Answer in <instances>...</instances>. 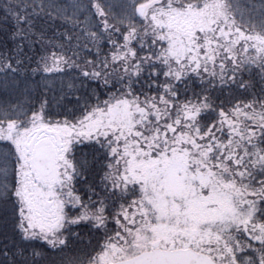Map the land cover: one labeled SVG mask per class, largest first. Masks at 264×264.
Returning <instances> with one entry per match:
<instances>
[{
  "label": "trees",
  "instance_id": "16d2710c",
  "mask_svg": "<svg viewBox=\"0 0 264 264\" xmlns=\"http://www.w3.org/2000/svg\"><path fill=\"white\" fill-rule=\"evenodd\" d=\"M204 1L0 0V131L78 132L69 138L56 239L24 227L20 161L0 137V264L111 262L93 256L123 226L157 223L148 188L117 162L126 148L180 156L188 182L209 176L235 201L256 199L264 218V0H218L230 34L217 56L201 37L189 39L190 56L174 55L176 17ZM124 99L138 110L131 127L92 126Z\"/></svg>",
  "mask_w": 264,
  "mask_h": 264
},
{
  "label": "rangeland",
  "instance_id": "374dc122",
  "mask_svg": "<svg viewBox=\"0 0 264 264\" xmlns=\"http://www.w3.org/2000/svg\"><path fill=\"white\" fill-rule=\"evenodd\" d=\"M220 4L218 0H205L198 9H184H190L188 15L176 17L179 28L174 32L179 40L171 46L174 55L190 56L192 43L189 39L199 44L200 37L206 48L215 44L209 52L213 50L214 54L217 48L219 50L222 39L230 34L229 21ZM137 113L136 106L124 99L97 118L98 122L93 120L92 126L103 125L108 130L120 131L132 126ZM77 134L75 129L62 125L35 126L10 134L0 131V137L7 135L10 138L20 161L18 197L23 202L20 213L28 232L56 239L65 218L62 195L70 166L69 138ZM56 140L60 146L55 144ZM46 142L47 148L52 150V171L42 176L33 169L31 153ZM114 143V149L118 148L116 138ZM124 151L117 162L125 165L127 180L144 182L158 222L145 221L137 232L123 226L122 233L115 234L114 241L105 245L102 255L93 256L95 259L115 261L153 248L176 249L179 245L181 248L191 245L190 248L205 253L218 264H264V218L260 216L256 199L235 201L233 195L219 191L212 179L201 173H195L188 182L183 160L178 155L151 159L147 157L148 153L144 155L127 148ZM124 211L128 213L129 207ZM133 214L130 212V224L135 221ZM147 227L151 228L145 229ZM238 236L247 242L227 241V237L231 240Z\"/></svg>",
  "mask_w": 264,
  "mask_h": 264
},
{
  "label": "water",
  "instance_id": "95a60500",
  "mask_svg": "<svg viewBox=\"0 0 264 264\" xmlns=\"http://www.w3.org/2000/svg\"><path fill=\"white\" fill-rule=\"evenodd\" d=\"M145 7L138 6L136 13L143 15ZM45 132H47L45 130ZM57 146H60L58 140L55 141ZM44 145L35 147L31 153V164L33 169L39 175H47L52 171V163L50 159L51 149ZM98 264V263H92ZM105 264H218L205 253L198 252L192 248L178 249H160L153 248L141 251L131 257L112 261Z\"/></svg>",
  "mask_w": 264,
  "mask_h": 264
}]
</instances>
